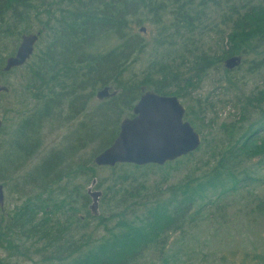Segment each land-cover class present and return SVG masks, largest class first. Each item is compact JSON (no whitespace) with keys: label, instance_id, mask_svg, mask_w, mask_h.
<instances>
[{"label":"trees","instance_id":"16d2710c","mask_svg":"<svg viewBox=\"0 0 264 264\" xmlns=\"http://www.w3.org/2000/svg\"><path fill=\"white\" fill-rule=\"evenodd\" d=\"M166 1L172 5V17L154 42L163 47L166 42L181 41L184 50L179 55L177 49L157 51L148 59L141 80L123 78L125 67L149 45L130 34V21L145 11L160 24ZM64 2L67 7L56 16L52 6ZM209 11L217 15L212 17ZM42 12L47 19H40ZM31 20L42 27L40 36L48 30L49 42L27 68L22 84L25 100L12 109L17 112L24 107L17 114L15 128L8 133L4 125L0 129V180L30 165L42 147L46 125L70 129L80 120L82 108L86 109L83 96L89 98L93 89L98 92L106 85L121 91L97 108L102 129H95L93 141L109 127L110 117H115L116 130L107 144L96 149V155L112 144L120 115L131 110L143 90L187 100L190 105L184 120L199 133L209 130L210 139L204 137L196 151L164 165L108 167L109 177L97 182L96 155L76 163L69 153L74 149L77 155L86 146L77 138L87 124L80 121L68 130L66 147L49 151L22 173L21 204L8 213L0 208V264H135L145 257L150 261L143 264H186L195 255L210 256L213 240L224 235H217V230L230 225L228 210L236 200L252 212V219L264 222V191L254 193L255 187L264 185L258 175L264 169V90L235 96L232 103L238 118L219 123L217 112L206 118L219 103L213 100L218 95L193 98L186 89L188 85L194 90L193 82L233 56L242 59L235 69L248 56L249 76L264 71V0H0V42L9 35L28 34ZM212 31L222 32V38L227 35L220 54L211 48L206 52L199 45ZM105 37L118 46L99 50ZM5 49L0 46V75L7 74L2 71L5 60L14 54L4 58ZM224 72L231 71L224 68ZM227 81V91H236V82ZM195 154H199L196 160ZM183 169L186 174L178 179ZM151 176L156 181L150 186ZM81 179L95 180L102 190L95 215L88 206L90 196L82 192ZM211 218L217 220V229L207 237L206 221ZM90 225H104L105 237L86 235ZM201 236H205L203 241ZM186 238L200 249L185 244ZM227 252L232 256L234 250ZM225 260L226 253L221 251L215 264H225ZM239 264H264V248L244 250Z\"/></svg>","mask_w":264,"mask_h":264},{"label":"rangeland","instance_id":"374dc122","mask_svg":"<svg viewBox=\"0 0 264 264\" xmlns=\"http://www.w3.org/2000/svg\"><path fill=\"white\" fill-rule=\"evenodd\" d=\"M42 1V0H41ZM48 1H55V0H43V3ZM165 9L164 14L162 17V21L160 24H155L153 21L152 15L146 13L143 11L141 13V16H135L132 18V22L130 21V24L128 25V30L132 36H136L140 41L149 43L148 48L146 49L145 53H142L140 56H134L136 58L131 63L128 64V66L125 67V73L123 78H132L136 77L139 80H141L144 76L145 68L148 64V59H150L151 55H153L155 52L166 49V50H173L177 49L178 55L179 53L184 50L183 44L181 41H177L174 44H170L166 42L168 45H164L163 47L157 46L156 42H154L156 39H158V34L161 32V28L169 26L170 19L172 17V5L169 2H165ZM67 7L65 2L61 5H54L52 6V12L55 13L56 16L61 14V11H63V8ZM44 12H42L43 15ZM209 13H213L212 17L216 16L217 13L215 11H209ZM41 20L47 19L45 15H43ZM30 31H28V34L30 33H36L42 29L40 24L37 20H31L30 22ZM144 28V31L141 30ZM48 30L45 29L44 33L41 34L40 39L37 41L35 48H34V54L32 58L29 60L28 66L27 63L23 65L21 68L15 69L6 75H0V85L8 87L7 92L0 91V118L3 121V125L5 126V132L8 133L11 130L15 128V124L18 122V112L22 111L24 107L20 108L17 112H13L12 109H14L17 106L19 102L25 100L24 94H22V84L24 82L25 74L27 72V68L32 63L33 60H36V58L41 54V52L45 49L49 42V35H47ZM22 35V34H21ZM21 35H9L7 38L3 40V42H0V46L2 45V48H6L2 54L4 58L8 57L11 54H15V51L17 47L20 44L21 41ZM225 38H222V32L219 33L217 31H212L211 33L205 35L204 40L199 43V45L204 49L207 50L206 52H209L208 48H211L213 52L216 54H220L222 49H225V46L227 45ZM118 42H109V38L105 37V39L99 43L98 49L107 51L110 48H114L115 46H118ZM169 45H175L174 47H170ZM225 45V46H224ZM157 47V49H155ZM13 54V55H14ZM11 55V56H13ZM10 57V56H9ZM247 61L248 56H243V64L237 68L230 70L231 72L229 74H226L224 72V62H222L220 68L210 69L207 73V75L201 80L198 81V79L193 82L196 88L194 90H191V87L187 85V91L190 92V95L193 98H204L208 94H217L218 97H215L213 99L214 101H218L219 103H215L214 111H209L208 114H206V118H211L213 116V113H218V122L221 121H227L230 119H237L238 118V111L236 110L234 104L232 103V100L234 101V97L239 95H248L251 92H256L258 89L264 90V71L260 75H252L249 76L246 72L247 70ZM180 62V59L177 60V63ZM185 70V66L181 68V71ZM227 70V69H226ZM186 77H188V74H185ZM191 76V75H190ZM232 79V81L236 82L237 90L233 91H227V89L230 87L228 84L227 79ZM114 84V83H112ZM99 86V85H98ZM113 90H116L113 85ZM93 87L96 88V84L93 85ZM88 89L92 87H87ZM98 89H93L92 93H88L89 98H84V103L86 105V109L82 108V116L80 117V120L77 119L72 125L70 126V129H56L52 128L51 126H47L44 129L43 132V144L41 149L36 154L35 159L30 163V165L26 164L25 168H21L18 173H12L11 176L5 180H0V184L3 186V211L4 213L11 212L14 209V205H19L22 202V198L20 194V189L22 187V173L28 172L30 168L33 167L34 164L39 163L47 154L49 151L56 149L57 151L60 150L63 147H66L68 144V141L66 136L69 134L68 130H71L72 127H74L75 124H79L80 121H84L87 123L84 126L83 134L81 133L79 135L78 141L83 144L85 143V148L79 150L77 155L72 152L74 149L71 150L69 153H73L72 157L76 160V163L78 162H86L91 157L95 156L97 153V148L102 146L103 144H107L109 140L114 136L115 130H116V124L115 123V117H110L107 119V127L104 131H102L101 136L99 139L93 141L95 139V129L99 127V124L102 122L97 121V117L99 116L96 114L97 108H99L103 101L97 100L95 97V93H97ZM121 91V88H118L117 91ZM88 91V90H87ZM86 91V92H87ZM85 92V94H86ZM82 98V100H83ZM28 101V98H26V102ZM222 101H225L223 103ZM181 104L186 108L187 105H190L189 102L182 101L180 99ZM22 104V103H20ZM17 105V106H16ZM28 105V102H27ZM103 106V105H102ZM19 108V107H18ZM238 109V107H237ZM101 111V110H100ZM102 111L106 112V107L103 106ZM101 111V112H102ZM111 114V113H110ZM131 115V111L122 113L120 117L123 119V117H129ZM64 116V114L62 115ZM234 116V117H233ZM117 118V117H116ZM117 120V119H116ZM121 120V119H120ZM106 123V119H105ZM193 127V126H192ZM81 129V130H83ZM102 128H98V130H101ZM195 130V129H194ZM196 131V130H195ZM197 132V131H196ZM210 131L205 129L202 133H199L201 136V140L203 142V138L206 137V139H210L209 133ZM72 134V132H71ZM79 132L77 131L76 136H78ZM11 136V133L7 136V139ZM76 138V139H77ZM3 140V138H0V142ZM202 142L201 145L202 146ZM73 144H76V140L74 138ZM99 152V151H98ZM99 154V153H98ZM194 160L199 156V154H195ZM257 161V160H256ZM255 162V161H254ZM118 165V164H117ZM132 165V164H131ZM116 166V165H115ZM114 167V166H113ZM188 167V166H187ZM112 168V167H109ZM109 168L108 166L104 167H98L97 171L95 173V179L96 181H100L101 179H105L109 177ZM264 168V167H263ZM14 168H12V171ZM184 174H186V171L183 169L181 172L178 173V179H180ZM261 179H264V169H261V171L258 174ZM156 176V175H155ZM155 176H151L148 180V185H153L156 181ZM176 179V178H175ZM170 179L169 182H173L176 180ZM17 182V187H14V182ZM82 182V192H85L87 190H90L91 192L94 191H101V189H98L97 186L93 185L90 181H84V179H81ZM96 184V182H95ZM255 187V185L253 186ZM254 193H260V191H264V185L255 187ZM91 205V200L89 202V205ZM233 208V209H231ZM233 210V211H232ZM230 213V225L224 226L219 232L223 233V237L220 238V235L216 237L212 244V248L209 252V257L206 259H203L201 255H195L191 257L192 259L187 261L186 264H215L217 263V258L221 254V251L226 253V260L225 264H239L240 256L244 250L246 251H253V248L257 249H263L264 248V222L260 220V218L252 219L254 216L252 212H249V209L242 208L240 201L236 200L234 203H232V206L228 210ZM206 235L207 237H210L212 234L215 233V230L217 229V220L208 219L206 221ZM202 224V223H201ZM104 225L101 227H96L95 225L89 226L85 229L84 233L88 235L92 239L102 238L106 235V230H104ZM205 239V236H201V241ZM188 238H186L187 243ZM192 243V242H191ZM191 247H194L195 249H200V246L198 244H190L187 243ZM202 249H205L202 247ZM228 249H233L234 252L232 256H230L227 252ZM0 256H3V252L0 250ZM143 259H146L143 261ZM136 261L135 264H143L148 260L146 257ZM157 263V261H155ZM27 264H31V261H28ZM158 264V263H157Z\"/></svg>","mask_w":264,"mask_h":264},{"label":"water","instance_id":"95a60500","mask_svg":"<svg viewBox=\"0 0 264 264\" xmlns=\"http://www.w3.org/2000/svg\"><path fill=\"white\" fill-rule=\"evenodd\" d=\"M141 30L144 31V28ZM40 33L23 35L15 54L5 60L2 71L22 67L34 53ZM241 57L233 56L225 60L224 67L232 70L241 64ZM104 87L96 93L98 100L116 96ZM0 91L8 89L0 86ZM185 107L175 96L159 95L151 90H143L132 108V118H123L119 132L112 144L94 157L98 167H113L117 164L144 166L164 165L196 151L201 145V136L192 125L184 120ZM3 121L0 118V129ZM92 181V186L95 185ZM91 198L89 209L95 215L98 209L99 191L87 190ZM3 206V186L0 184V208Z\"/></svg>","mask_w":264,"mask_h":264},{"label":"flooded vegetation","instance_id":"af4514ba","mask_svg":"<svg viewBox=\"0 0 264 264\" xmlns=\"http://www.w3.org/2000/svg\"><path fill=\"white\" fill-rule=\"evenodd\" d=\"M104 87H110V88H111L110 92L115 91V90L112 89V86H110V85L103 86L102 88H104ZM102 88H101V89H102ZM117 94H118V91H117ZM117 94H116V95H117ZM95 97H96V95H95ZM111 98H112V97H111ZM105 99H110V98H105ZM105 99H103V100H99V101H104ZM97 100H98V99H97ZM136 103H137V102H136ZM136 103H135V104H136ZM135 104H134V105H135ZM134 105H133V106H134ZM133 106H132V108H133ZM132 108H131V110H130V111H131V115H130L129 117H123V118H132V117H133V114H132ZM121 120H122V119H121Z\"/></svg>","mask_w":264,"mask_h":264},{"label":"bare ground","instance_id":"6f19581e","mask_svg":"<svg viewBox=\"0 0 264 264\" xmlns=\"http://www.w3.org/2000/svg\"><path fill=\"white\" fill-rule=\"evenodd\" d=\"M23 35H27V34H23ZM23 35H22V36H23ZM18 68H19V67H18ZM18 68H13V69H11V70H9V71H6V72L3 71V72H4V73H9V72H11L12 70H14V69H18ZM0 86H3V85H0ZM4 87H6V86H4ZM6 88L8 89V87H6ZM115 91H117V90H115Z\"/></svg>","mask_w":264,"mask_h":264}]
</instances>
